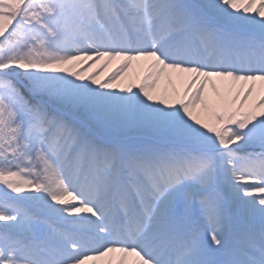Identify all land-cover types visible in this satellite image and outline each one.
<instances>
[{
  "label": "snow or ice",
  "instance_id": "obj_1",
  "mask_svg": "<svg viewBox=\"0 0 264 264\" xmlns=\"http://www.w3.org/2000/svg\"><path fill=\"white\" fill-rule=\"evenodd\" d=\"M0 264H264V0H0Z\"/></svg>",
  "mask_w": 264,
  "mask_h": 264
},
{
  "label": "bare ground",
  "instance_id": "obj_2",
  "mask_svg": "<svg viewBox=\"0 0 264 264\" xmlns=\"http://www.w3.org/2000/svg\"><path fill=\"white\" fill-rule=\"evenodd\" d=\"M115 67V63L113 65H111L108 69H106L104 72H108L110 70H113V68ZM103 74V73H102ZM101 74V75H102Z\"/></svg>",
  "mask_w": 264,
  "mask_h": 264
},
{
  "label": "rangeland",
  "instance_id": "obj_3",
  "mask_svg": "<svg viewBox=\"0 0 264 264\" xmlns=\"http://www.w3.org/2000/svg\"><path fill=\"white\" fill-rule=\"evenodd\" d=\"M112 70L108 71V72H104L102 75H101V78H103L104 76H106L109 72H111Z\"/></svg>",
  "mask_w": 264,
  "mask_h": 264
}]
</instances>
